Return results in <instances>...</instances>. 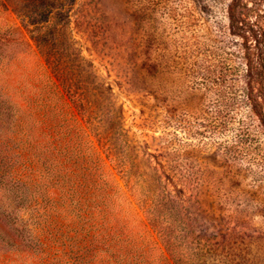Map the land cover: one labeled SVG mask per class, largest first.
I'll list each match as a JSON object with an SVG mask.
<instances>
[{
  "label": "rangeland",
  "instance_id": "rangeland-1",
  "mask_svg": "<svg viewBox=\"0 0 264 264\" xmlns=\"http://www.w3.org/2000/svg\"><path fill=\"white\" fill-rule=\"evenodd\" d=\"M231 1L0 0V59L48 62L82 100L147 264H264V128Z\"/></svg>",
  "mask_w": 264,
  "mask_h": 264
},
{
  "label": "trees",
  "instance_id": "trees-1",
  "mask_svg": "<svg viewBox=\"0 0 264 264\" xmlns=\"http://www.w3.org/2000/svg\"><path fill=\"white\" fill-rule=\"evenodd\" d=\"M263 5L232 0L228 19L243 41L249 113L264 128ZM49 65L0 59V225L12 228L0 230V253L23 264H147L112 159Z\"/></svg>",
  "mask_w": 264,
  "mask_h": 264
}]
</instances>
